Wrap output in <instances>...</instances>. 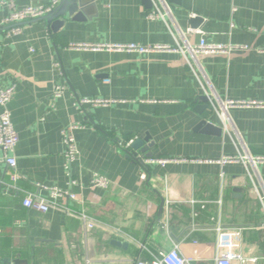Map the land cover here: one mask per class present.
I'll return each mask as SVG.
<instances>
[{"label": "crops", "instance_id": "1", "mask_svg": "<svg viewBox=\"0 0 264 264\" xmlns=\"http://www.w3.org/2000/svg\"><path fill=\"white\" fill-rule=\"evenodd\" d=\"M5 2L20 9L50 0H0V22ZM151 6L168 14L165 21L148 20ZM53 22L36 19L10 36L0 26V86L15 85L8 110L20 176L11 188L0 153V250L30 264H134L176 245L190 264H213L219 222L239 230L231 249L264 264V165L220 163L264 156V108L230 109L226 127L216 109L225 100L264 102V0H93L80 19L66 15L55 31ZM202 39L248 50L196 56L68 47L175 48ZM56 86L63 88L58 98ZM84 98L114 103L81 112L75 100ZM71 124L83 128L74 132L79 158L67 176L61 132ZM146 138L152 159L168 163L126 157L124 145ZM95 175L110 187H92ZM39 186L67 190L77 201L57 200L68 212L24 208L28 194L48 196ZM79 213L95 224L86 236Z\"/></svg>", "mask_w": 264, "mask_h": 264}, {"label": "built area", "instance_id": "2", "mask_svg": "<svg viewBox=\"0 0 264 264\" xmlns=\"http://www.w3.org/2000/svg\"><path fill=\"white\" fill-rule=\"evenodd\" d=\"M4 4V3H3ZM9 12L7 16L0 22V26L7 28L6 34L18 35L22 31V26L30 21L41 19L45 14L51 11L57 4L58 0H50L47 6H26L24 8H16L11 2H5ZM154 8V9H153ZM152 11L147 15L148 20H160L165 21V16L168 14H163L161 11L152 7ZM168 13V12H167ZM71 50H90V51H108V52H126V53H154V52H175L183 54L184 51H188L196 56L204 55H215L223 54L229 55L233 51H247L248 48L245 46H234V45H220L207 43L205 40H200L199 44L196 46H190L184 44V46H177L171 48L169 46L163 45H151V46H141L138 44H89V43H71L68 45ZM61 86H56L54 89V98H58L62 92ZM15 91V85L11 84L6 87L0 86V153L2 154V161L10 169L9 179L12 183L11 188H14V183L19 179V175L16 172V162L12 155L15 146L18 143V135L15 132L10 119V112L8 110V105L13 97ZM111 103L112 100L103 98L94 99H76L75 107L84 112L85 106L93 107H106ZM212 106V105H211ZM264 108V102H258L254 100L249 101H231L225 100L217 103V113L221 120L223 121L224 127L225 122L228 119V111L233 108ZM83 128L79 124H71L65 127L61 132V138L64 145V170L67 176H70V166L76 162L79 158V150L74 138V132ZM131 143V142H130ZM129 144V143H128ZM152 164L157 163L159 165H164L170 160L167 159H148L144 160L145 163ZM242 162L243 164H251L253 166L257 164L264 165V156H254L251 157L249 154H244L243 156H224L220 160L221 164L226 163H237ZM222 177V175H221ZM140 179L144 181L146 175L142 173ZM76 182L74 180L70 181V185H74ZM91 186L95 188H100L107 190L110 187V182L103 176L95 175L91 181ZM47 192L48 196L46 198L41 197L37 194H28L22 200V206L24 208L34 210L40 213H46L49 210H59L68 212L69 210L59 204L57 200L68 199L72 201H77L76 196L67 191L61 190L55 187H45L39 186ZM260 203L264 212V194L263 197H259ZM79 219L82 223V228L84 236L92 230L95 224L83 213L78 214ZM264 228V222L262 224ZM215 232L217 234V242L215 248V255L213 257V264H258L259 259L256 257L245 258L243 257L238 249H231V243L233 240H237L239 237V230L237 229H225L222 228L219 222L215 227ZM236 244V243H234ZM134 264H190L189 260L181 253L178 246H173V248L167 252H159L157 256L153 257L151 261L139 260Z\"/></svg>", "mask_w": 264, "mask_h": 264}, {"label": "water", "instance_id": "3", "mask_svg": "<svg viewBox=\"0 0 264 264\" xmlns=\"http://www.w3.org/2000/svg\"><path fill=\"white\" fill-rule=\"evenodd\" d=\"M92 1L93 0H61L58 6L45 14L41 20H43L47 25H50V23L54 21L52 28L53 31H55L65 23L66 15L72 17L73 20L80 19L83 9L89 4V2ZM144 2H149V0H144ZM202 100L206 103L208 98H204ZM204 107L206 106H203L201 109H206ZM203 124L206 126V131L211 134L221 136V129L213 128V126L206 124L205 121L202 122L201 125ZM147 141V138L144 140H134L131 143L124 145L122 150L126 154L127 158H135L138 154H140V162L143 164L144 160L152 159L153 157V154L149 151L152 143ZM113 244L124 249L127 246L126 243L120 244L119 242H113ZM0 264H30V261L28 259H21L20 256H14L13 254L0 250Z\"/></svg>", "mask_w": 264, "mask_h": 264}]
</instances>
